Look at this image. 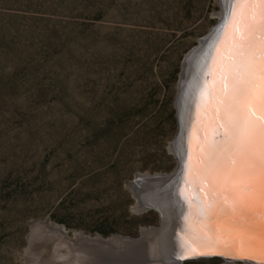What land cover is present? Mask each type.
<instances>
[{
	"label": "rangeland",
	"instance_id": "1",
	"mask_svg": "<svg viewBox=\"0 0 264 264\" xmlns=\"http://www.w3.org/2000/svg\"><path fill=\"white\" fill-rule=\"evenodd\" d=\"M224 2L0 0V264H53L56 226L111 239L160 225L133 182L175 170L196 60L183 68Z\"/></svg>",
	"mask_w": 264,
	"mask_h": 264
},
{
	"label": "snow or ice",
	"instance_id": "2",
	"mask_svg": "<svg viewBox=\"0 0 264 264\" xmlns=\"http://www.w3.org/2000/svg\"><path fill=\"white\" fill-rule=\"evenodd\" d=\"M228 11L215 78L199 87L211 106V134L186 181L207 193V202L194 203L208 232L197 233L195 247L182 245L180 258H250L258 229L264 256V0H229Z\"/></svg>",
	"mask_w": 264,
	"mask_h": 264
},
{
	"label": "bare ground",
	"instance_id": "3",
	"mask_svg": "<svg viewBox=\"0 0 264 264\" xmlns=\"http://www.w3.org/2000/svg\"><path fill=\"white\" fill-rule=\"evenodd\" d=\"M228 3L224 2L223 5V11L222 16H225L228 13ZM213 33V31H212ZM211 38L210 34L204 39V41L197 47H195L192 52L187 56L186 58V66L184 65L183 70V77L182 80H184L187 76V78L191 76V72L186 70L191 68V65L193 64L194 60H196L197 64L199 65L200 60L197 58L199 57V53L201 48V45L205 43V40L207 41V44L209 42V39ZM225 32L223 36L221 37L219 47L217 50L213 53V59L211 62L212 71L214 74L212 75V78L210 80L209 86H211V82L215 78V68L219 63L221 53L224 50L225 47ZM206 44V43H205ZM197 58V59H196ZM186 72V73H185ZM184 85V84H183ZM183 87L180 88V95L179 100L181 101L182 98V91ZM191 119L193 122L191 123V130L189 131V140H188V150L186 153V165L184 168L185 173V179L189 180L191 179L192 175V163L197 159V152L199 149L200 144L205 140L206 137H208L211 132V117H212V110L211 106L206 102L205 98H202L199 92V89L193 94L192 97V104H191ZM173 151L176 152V143L173 145ZM165 180L160 178H152L150 180L148 179H142L138 180L145 183L144 187H147V195H143L139 198V194H136L138 199V206L142 209H146L149 206H154L159 209L160 215H161V228L159 231H148L143 233L146 239H148V244H143L140 240L137 243L133 241L130 238L127 237H114L108 240H101L96 239L92 237L84 238L83 240L78 239L75 241L76 243H72L69 247V245H65V243H62L61 245L53 248V259L55 260H65L67 259L69 262L68 264H84V259L86 260V264H147L149 260L152 258H162L165 256L168 252L167 250V241L163 238V229L167 228V210L165 211L166 204L164 203L163 199V183L167 181V178H164ZM169 180V178H168ZM194 186V185H192ZM151 187L153 188V191H151ZM194 194H196V197L199 196L203 199H205V202H207V193L204 191L203 187H196L194 186ZM150 196V199L148 198ZM154 203V204H152ZM157 205V206H156ZM193 210L194 215H189L190 219L192 220V225L190 224V232L194 235V241L198 242L197 233H207L208 232V226L209 222H205L204 220H201V218H196L197 213L195 210L196 208H191ZM192 213V212H191ZM257 215V214H256ZM259 216V215H257ZM46 227V226H45ZM55 230L57 234H60V230L55 227ZM259 232L260 230H257V233L254 237L255 239V248L254 249H260V239H259ZM44 237L50 238L51 235H45ZM53 238V237H51ZM55 240H57L56 237H54ZM62 238V237H61ZM59 238L58 240H62ZM143 239V238H142ZM145 239V240H146ZM239 241V240H238ZM141 242V243H140ZM240 244V243H239ZM64 248V249H62ZM59 249H62L64 251L63 253H60L61 255L58 256L57 251ZM156 251H155V250ZM61 251V250H60ZM155 253L157 254H154ZM145 252H148L149 254L145 256ZM173 253V251H171ZM111 253V254H110ZM115 253V254H114ZM163 253V256H162ZM165 254V255H164ZM121 257V258H119ZM97 262V263H96Z\"/></svg>",
	"mask_w": 264,
	"mask_h": 264
},
{
	"label": "water",
	"instance_id": "4",
	"mask_svg": "<svg viewBox=\"0 0 264 264\" xmlns=\"http://www.w3.org/2000/svg\"><path fill=\"white\" fill-rule=\"evenodd\" d=\"M222 13V12H221ZM219 13V24L210 34L211 38L209 39V46L207 50L199 56L200 64L196 66L195 72L192 75L191 82L188 86V90L182 92V108H179L178 118H179V125H178V134L176 136V152L175 156L177 158V166L175 170L170 174H158V175H144V176H137L133 183H136L138 180L142 179H152V178H160L162 177L167 178V181L164 182L162 180V185L164 190L163 192V199L164 203L166 204L165 211L167 210V228L163 229V239L167 241V253L162 258L156 260H149L147 264H183L184 261L187 260H197V259H207V258H220L226 263L233 264V263H240V264H264V256L261 255L260 249H254L253 254L250 258L246 259H238L233 258L230 256H223V255H211V256H195V257H179V250L185 243L192 244L193 247L196 245L193 243L194 235L190 232V224L192 225V220L190 219L189 215H194L193 210L191 208H196L194 200L196 198V194H194V186L192 184L187 183L185 179L184 168L186 165V153L188 150V140H189V131L191 130V123L193 120L191 119V104H192V97L193 94L199 89V87L203 84L205 80L210 83L212 75L214 72L211 70V62L214 58L212 55L219 47V43L221 37L223 36L225 29L223 28L224 21L229 16V11L225 16ZM207 73V75H206ZM169 178V180H168ZM190 202H192L190 204ZM154 204V203H152ZM157 206V205H156ZM146 209H152L157 211L159 214V209L154 206H149ZM195 210L197 213L196 218H201L206 223L209 222L208 218L204 215H200L198 209ZM192 212V213H191ZM259 215V213H256ZM43 226L46 227H53L48 222L42 223ZM60 230V234L62 235V240H50L52 246V250L54 247L65 243V245H71L72 243H76L78 239L83 240L84 238H88L89 236L84 235L83 233H73L67 232L60 226H56ZM161 228V215H160V225L158 227H152L150 229H145L141 232V234L136 238H130L136 243L140 240L143 241L146 239L143 233L148 231H159ZM92 238L101 239V240H108L103 239L99 236H94ZM143 238V239H142ZM140 242V243H141ZM240 241L237 240L236 249L239 250ZM64 249V248H62ZM60 249V250H62ZM173 251V253L171 252ZM52 252V251H51ZM111 254V253H110ZM115 254V253H114ZM51 255V253H50ZM121 258V257H119ZM86 260L84 259V264ZM53 262V261H52ZM68 260H55L53 264H68ZM97 263V262H96Z\"/></svg>",
	"mask_w": 264,
	"mask_h": 264
}]
</instances>
